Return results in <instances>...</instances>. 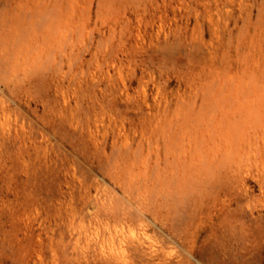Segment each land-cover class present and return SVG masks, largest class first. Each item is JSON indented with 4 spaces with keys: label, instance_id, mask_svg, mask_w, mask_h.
<instances>
[{
    "label": "rangeland",
    "instance_id": "obj_1",
    "mask_svg": "<svg viewBox=\"0 0 264 264\" xmlns=\"http://www.w3.org/2000/svg\"><path fill=\"white\" fill-rule=\"evenodd\" d=\"M0 264H264V0H0Z\"/></svg>",
    "mask_w": 264,
    "mask_h": 264
},
{
    "label": "bare ground",
    "instance_id": "obj_2",
    "mask_svg": "<svg viewBox=\"0 0 264 264\" xmlns=\"http://www.w3.org/2000/svg\"><path fill=\"white\" fill-rule=\"evenodd\" d=\"M224 101V100H223Z\"/></svg>",
    "mask_w": 264,
    "mask_h": 264
}]
</instances>
